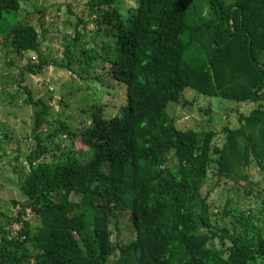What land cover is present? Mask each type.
<instances>
[{
  "label": "trees",
  "instance_id": "obj_1",
  "mask_svg": "<svg viewBox=\"0 0 264 264\" xmlns=\"http://www.w3.org/2000/svg\"><path fill=\"white\" fill-rule=\"evenodd\" d=\"M25 2L0 0L1 44L37 56L20 82L49 66L94 70L93 49L78 45L81 20L65 61H55L40 50L43 9H31L33 23ZM86 8L94 32L113 42L96 53L125 99L109 117L94 103L90 125L74 131L47 126V102L21 88L34 143L22 166L24 201L0 209V264H264V196L256 206L242 199L252 192V160L264 179V0H88ZM187 89L255 107L234 128L179 129L167 105ZM60 135L71 144L56 156ZM207 180L231 181L236 200L215 205Z\"/></svg>",
  "mask_w": 264,
  "mask_h": 264
},
{
  "label": "rangeland",
  "instance_id": "obj_2",
  "mask_svg": "<svg viewBox=\"0 0 264 264\" xmlns=\"http://www.w3.org/2000/svg\"><path fill=\"white\" fill-rule=\"evenodd\" d=\"M25 1L22 12L29 15L31 22L36 23L35 19L39 15L31 10L33 7L43 9L45 13L43 25L45 32L43 33L40 26L36 25L43 55L55 61H65V46L71 43L76 35L74 27L76 22L81 20L82 25L77 27L81 33L78 43L80 51L87 53L86 49L92 48L91 52L96 58L92 62L94 70L90 72L84 65L81 66L82 69L78 65L74 66L77 73H70L61 67L49 66L40 75L25 74L24 80L20 82L21 68L30 61L36 62L37 56L32 52L20 56L14 52L9 42L5 46L0 42V209L4 212H7V202L10 200L23 202L25 199L20 187L25 174L22 166L26 165V155L34 143L33 106L25 102L26 94L21 89L23 86L31 90L34 99L40 97L47 102L50 107L47 126L63 122L74 131L90 125L89 112L94 103L105 105L104 116L109 117L125 99L124 84L110 80L104 70L100 69L101 59L98 58L96 51L99 53L102 45H106L105 51L110 53L111 50L107 48L110 38L103 32H94L95 17L86 8L88 0ZM120 5L126 6L125 3ZM112 43L111 41L109 46ZM259 60L264 63V52L259 54ZM65 72H68L69 76L65 77ZM96 75L102 77V81L100 77L99 81ZM254 107L255 104L251 101L236 102L187 89L178 104L168 103L167 112L179 129L212 128L220 132L225 127H236L238 117L246 115ZM55 142L60 146L59 149L54 150L56 156L61 154L63 147L71 144L64 135L56 137ZM74 142L75 144L70 147L75 148L76 157L86 161L87 155L83 150L81 153L77 152L78 144L76 140ZM246 172L250 184H253L252 192L250 195H244L242 199L256 206L260 197L264 196L263 174L256 167L254 160L251 161L250 168ZM232 186L229 180H222L218 185L214 180H207L203 191L210 190V200L218 205L226 197L235 198L236 192L233 194ZM239 192L242 193V188ZM254 264L261 263L256 259Z\"/></svg>",
  "mask_w": 264,
  "mask_h": 264
},
{
  "label": "water",
  "instance_id": "obj_3",
  "mask_svg": "<svg viewBox=\"0 0 264 264\" xmlns=\"http://www.w3.org/2000/svg\"><path fill=\"white\" fill-rule=\"evenodd\" d=\"M67 76H69V75H68V72H65V77H67Z\"/></svg>",
  "mask_w": 264,
  "mask_h": 264
}]
</instances>
